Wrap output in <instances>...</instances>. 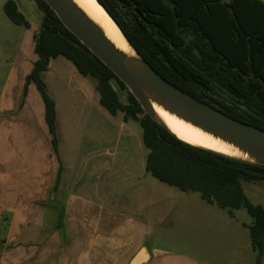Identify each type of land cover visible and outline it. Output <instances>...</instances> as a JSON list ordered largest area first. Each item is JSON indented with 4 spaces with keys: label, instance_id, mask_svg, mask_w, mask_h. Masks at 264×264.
I'll list each match as a JSON object with an SVG mask.
<instances>
[{
    "label": "crops",
    "instance_id": "obj_1",
    "mask_svg": "<svg viewBox=\"0 0 264 264\" xmlns=\"http://www.w3.org/2000/svg\"><path fill=\"white\" fill-rule=\"evenodd\" d=\"M15 1L30 25L5 13L13 25L0 30V264H225L202 242L206 221L224 223L225 213L153 176L140 124L112 114L95 78L62 55L41 73L54 144L44 100L27 83L41 23L23 8L33 0ZM182 240L191 249L166 246Z\"/></svg>",
    "mask_w": 264,
    "mask_h": 264
},
{
    "label": "trees",
    "instance_id": "obj_2",
    "mask_svg": "<svg viewBox=\"0 0 264 264\" xmlns=\"http://www.w3.org/2000/svg\"><path fill=\"white\" fill-rule=\"evenodd\" d=\"M35 34L37 60L27 77L45 103L55 137V102L41 73L51 58L71 60L95 78L100 100L112 114L122 112L142 128L149 150L147 170L184 192L227 210L244 208L256 264L264 256V206L247 195L243 181H264V166L192 145L154 121L115 73L60 21L45 0ZM139 53L161 76L230 117L264 130V2L261 0H97ZM16 24L30 22L15 0L4 4ZM125 95V99L122 97Z\"/></svg>",
    "mask_w": 264,
    "mask_h": 264
},
{
    "label": "water",
    "instance_id": "obj_3",
    "mask_svg": "<svg viewBox=\"0 0 264 264\" xmlns=\"http://www.w3.org/2000/svg\"><path fill=\"white\" fill-rule=\"evenodd\" d=\"M45 1L63 25L125 83L154 121L172 132L157 113L156 106H158L233 146L243 153L244 157L223 155L264 166L263 129L230 117L215 106L190 95L164 79L133 46L97 0L119 28L130 47L129 50L117 46L75 0ZM34 2L36 4L35 0Z\"/></svg>",
    "mask_w": 264,
    "mask_h": 264
},
{
    "label": "rangeland",
    "instance_id": "obj_4",
    "mask_svg": "<svg viewBox=\"0 0 264 264\" xmlns=\"http://www.w3.org/2000/svg\"><path fill=\"white\" fill-rule=\"evenodd\" d=\"M27 1V0H26ZM31 6L30 9H26L24 1L21 0V6L25 10L27 17L31 19L34 24L41 23L42 13L36 6ZM29 6V5H28ZM13 25L7 18L4 12L3 0H0V30L5 31V24ZM9 46L13 43V33H8ZM123 99H125L124 93H122ZM243 187L253 202L260 203L264 206V181H243ZM191 195L189 203H207L204 201L198 192H188ZM218 213H225L226 222L219 221L218 219L210 218L206 221V232H209L208 237L205 238L204 243L209 250H214L216 255L219 256L226 254L225 264H256V252L252 249L251 238L248 227L243 223L250 224L252 217L247 213L244 208L235 210V216L228 218L227 212H222L218 207L214 208ZM228 219H230L228 221ZM166 246L168 248H181L191 249V240L167 241ZM220 257V256H219ZM264 264V256L262 259Z\"/></svg>",
    "mask_w": 264,
    "mask_h": 264
},
{
    "label": "bare ground",
    "instance_id": "obj_5",
    "mask_svg": "<svg viewBox=\"0 0 264 264\" xmlns=\"http://www.w3.org/2000/svg\"><path fill=\"white\" fill-rule=\"evenodd\" d=\"M75 1L95 20V22H97L100 28L117 46L125 50L130 49L117 25L96 0ZM156 111L163 118L168 128L181 140L225 155L244 157V154L233 146L217 139L194 125L171 115L162 108L156 106Z\"/></svg>",
    "mask_w": 264,
    "mask_h": 264
}]
</instances>
